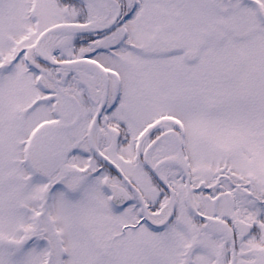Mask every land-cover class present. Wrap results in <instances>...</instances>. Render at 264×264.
Here are the masks:
<instances>
[{"label":"snow or ice","instance_id":"1","mask_svg":"<svg viewBox=\"0 0 264 264\" xmlns=\"http://www.w3.org/2000/svg\"><path fill=\"white\" fill-rule=\"evenodd\" d=\"M0 264H264V0H0Z\"/></svg>","mask_w":264,"mask_h":264}]
</instances>
